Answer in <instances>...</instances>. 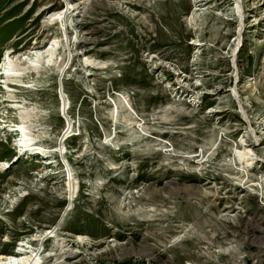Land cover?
<instances>
[{
  "label": "rangeland",
  "instance_id": "obj_1",
  "mask_svg": "<svg viewBox=\"0 0 264 264\" xmlns=\"http://www.w3.org/2000/svg\"><path fill=\"white\" fill-rule=\"evenodd\" d=\"M52 43L0 75V255L264 264V0H0V69Z\"/></svg>",
  "mask_w": 264,
  "mask_h": 264
},
{
  "label": "bare ground",
  "instance_id": "obj_2",
  "mask_svg": "<svg viewBox=\"0 0 264 264\" xmlns=\"http://www.w3.org/2000/svg\"><path fill=\"white\" fill-rule=\"evenodd\" d=\"M70 7L68 6L67 10L64 11L63 9H61L59 12V14L57 15L56 19L59 20L62 17L65 16V14L69 11ZM56 44L52 43L48 48H44V50L42 51H35L34 55L32 56L34 58L35 61H38L41 63L42 66H40V64L36 65L34 63H32V61L30 63H27L26 66H24L23 64L26 62H23V60L21 61L22 63H19V65L14 64L13 62H11L10 58L7 57L5 59L4 62V66L0 69V75L4 74L6 75V81H10L12 80V77H9L10 74H13L14 76H21V74H34V73H38L40 74L41 72H45L46 70H48L49 68H56V66H58V63L55 64L54 63V57H55V53H56ZM28 60V58H27ZM88 61H90L89 59L86 60L87 64L89 63ZM45 63V64H44ZM21 64V65H20ZM47 64V65H46ZM59 67V66H58ZM9 82H7L6 84H8ZM9 101L11 100V96L10 98H7ZM19 107V106H16ZM18 128H20L22 131L20 133H24L23 135V139L22 140V145L23 148H25V152L30 150V153L32 151L33 148H36V150L38 151H42L45 152L46 151L43 149L42 146H37L38 143H36L34 141V139H29L27 133L24 131L25 125L24 124H18L17 125ZM3 130L6 128L4 125H2ZM17 128V129H18ZM71 138V137H70ZM26 139H29V143L26 141ZM18 147L20 145H17ZM22 148V147H20ZM48 154V153H47ZM48 157H51L50 155H47ZM241 158L243 159V163L249 164L253 162V158L249 157L248 152H243L241 155ZM9 161H0V169H5L9 163ZM37 162H43L41 160L37 159ZM69 166V164H68ZM69 184H71L72 187H74L72 180H69ZM77 187V186H76ZM53 231L49 232L46 236L45 235H37L34 239H27L24 241H21V243L19 244V247L17 246V250H13L11 251V253L9 254H1L0 255V264H44L47 263V261L50 262V260H48L49 258H51L52 256H56L55 254H49V256L46 258V260L44 261L41 252V249H36L33 241H38L39 243H43L45 241H47L48 237H52L54 236V234H51ZM48 236V237H47ZM47 239V240H45ZM33 240V241H32ZM261 248H264V244H259L258 245ZM61 247V246H60ZM60 248H58L59 250ZM73 252H70L69 250H61L59 251V258H62L63 262H69L71 261V259L73 258ZM53 257V259H54ZM64 258V259H63ZM51 258V261L53 260ZM59 260H56L55 264H61L58 262ZM65 264V263H64Z\"/></svg>",
  "mask_w": 264,
  "mask_h": 264
}]
</instances>
